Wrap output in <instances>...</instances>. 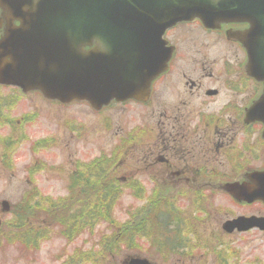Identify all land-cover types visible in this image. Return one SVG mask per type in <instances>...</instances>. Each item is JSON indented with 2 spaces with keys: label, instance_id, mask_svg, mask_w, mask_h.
<instances>
[{
  "label": "rangeland",
  "instance_id": "374dc122",
  "mask_svg": "<svg viewBox=\"0 0 264 264\" xmlns=\"http://www.w3.org/2000/svg\"><path fill=\"white\" fill-rule=\"evenodd\" d=\"M166 36L176 48L171 75L183 82L175 96L166 87L177 105L186 99L199 106L208 98L198 88L191 95L182 85L183 74L193 80L207 75L205 87L220 88L217 96L208 99L206 115L228 116L229 110L223 114L221 111L229 100L242 105L248 97L262 94L261 83L257 84V92L249 90L253 81L246 78V67L238 69V63L246 60L238 41L227 40L218 30L203 29L199 21L171 29ZM226 61L230 62V71L225 69ZM228 75L236 81L244 75L246 93L239 94L223 85ZM155 110V106L147 108L132 102L98 113L86 102L65 105L39 92L23 93L18 88L0 86V220L5 223L0 228V264H128L134 256L148 259L151 264H264L263 232L223 231L224 222L232 217L264 216V203L240 205L217 188L199 200L194 196L180 198L182 211L176 213L172 201L160 200L151 192L140 172L143 167L138 157H127L128 162L114 170L118 162L125 160L121 156L125 145L147 138V130L159 122ZM245 129L239 132L234 147L216 155L218 162L211 160L214 154L207 153L204 145L194 148V157H210L203 158L210 162L205 165L225 175L220 182L242 183L248 181L250 169L264 171L262 124ZM233 157L237 158L234 162ZM250 159L252 166L248 164ZM96 162L101 164L97 173L92 166ZM80 173H86L89 179L83 177L74 186ZM98 173L107 174L101 190L106 187L114 192L110 207L104 210L97 207L98 201L88 202L93 193L89 192V198L83 193L96 186L91 182L95 183ZM131 175L141 178L147 189L137 190L136 180L124 183L122 176ZM27 194L29 204L20 206ZM3 201L10 204L5 211ZM82 209L86 211L81 214ZM132 213L134 222L128 223ZM85 214L89 220L82 223ZM62 217L72 219L71 223L79 218L80 223L73 228ZM188 233L193 240H187ZM177 235L185 239V246H190L186 252L177 251L181 255L167 251L177 245V238L181 239Z\"/></svg>",
  "mask_w": 264,
  "mask_h": 264
},
{
  "label": "water",
  "instance_id": "95a60500",
  "mask_svg": "<svg viewBox=\"0 0 264 264\" xmlns=\"http://www.w3.org/2000/svg\"><path fill=\"white\" fill-rule=\"evenodd\" d=\"M1 5L7 27L0 40V84L24 92L38 90L62 103L86 100L96 109L112 100L143 99L167 68L171 49L165 31L197 18L208 28L249 23L245 34L232 36L247 50L249 75L264 82V0H1ZM247 121L264 124V92ZM248 177L252 184L239 186V196L264 201V172ZM255 226L264 229V218L240 217L225 228Z\"/></svg>",
  "mask_w": 264,
  "mask_h": 264
},
{
  "label": "flooded vegetation",
  "instance_id": "af4514ba",
  "mask_svg": "<svg viewBox=\"0 0 264 264\" xmlns=\"http://www.w3.org/2000/svg\"><path fill=\"white\" fill-rule=\"evenodd\" d=\"M247 28L248 26L246 24H229L221 26L218 32L224 34L227 40L236 42L229 37L234 34V32L242 31ZM3 30V28H0V36H2ZM175 53L176 48L174 46L173 56ZM174 58L175 57H173V59ZM172 61L170 62L168 71L161 74L153 82L149 97L146 100L141 102L128 101L121 104V106H124L135 102L147 108L155 106V111L160 115L159 122L155 125L154 129L147 130V138H144L139 143L130 144L124 155V157H140L139 164L143 167V170L140 172L146 178H150L151 176L154 177V182L149 180V189L154 195L158 196L160 200H164V198H171L173 200H178L180 198L186 199L190 196H194L195 193L201 196L207 192H213L217 190V188L221 189V182L219 179L224 178L225 175H218L216 174V169L208 168V165H205L210 162H208V160H203V158L208 159L210 157H194V148L197 145H204L207 153L214 154L211 160L213 162H218L216 160V155L219 156L224 149L227 150L232 146L234 147L239 132L245 129L247 125L250 127L252 126L253 123L248 124V122H246V112L257 99L255 96H253V98L248 97L242 105L237 100H229L226 103V107L221 111V114H223V112L225 113V111L229 110L228 116L214 114L206 115L205 111L208 99L217 96L220 92V88L205 87L203 80L207 75L198 76L199 78L193 80L183 74L185 83L182 85L184 88L186 86L191 95H193L194 90L198 88L203 89L204 96L208 98L204 100L203 103L201 102L199 106L186 102V99L180 101L177 105L175 99H172L170 95L168 96L166 90V87H168V91L170 92L171 88L173 96H175L174 94H177L178 87L181 86L180 82H182V80L179 81V79L177 80L171 75L173 70ZM226 64L227 65H224L225 69L230 71V62L226 61ZM243 67V62L238 63V69ZM167 77H169L170 80ZM163 78L166 80H162ZM246 78L253 81V87L249 90L257 92V84L259 82L249 77L247 74ZM244 81V75L239 81L232 79L231 76L228 75L222 82L228 89L243 94L246 93L243 91L242 86ZM179 91H181V89L178 90V93ZM188 108L189 110H186ZM184 109L186 111H184ZM194 114L197 115L194 116ZM206 116H208V121L205 123ZM195 117L197 119L196 122H194ZM252 158L253 157H251V159ZM251 159L248 164L252 166ZM235 160H237V158L233 157V162ZM208 169L212 171L209 172ZM250 170H254V168ZM131 177L132 179H130ZM137 178V176L131 175L125 177L124 180L128 185L130 183L132 184V181ZM197 181L202 183L194 185ZM135 186L136 185L133 184V187ZM137 188L140 190L147 189L146 185L142 186L139 184Z\"/></svg>",
  "mask_w": 264,
  "mask_h": 264
},
{
  "label": "trees",
  "instance_id": "16d2710c",
  "mask_svg": "<svg viewBox=\"0 0 264 264\" xmlns=\"http://www.w3.org/2000/svg\"><path fill=\"white\" fill-rule=\"evenodd\" d=\"M119 161V160H118ZM100 162V161H99ZM99 162H96V163H93L92 164V166L94 167L93 169H94V171L97 173V171H99L98 170V167L99 166H101V164H99ZM93 169H90V170H93ZM106 175L107 174H105V173H103V174H100V173H98L97 174V180H95V183L94 182H91L95 187H92V190H89V191H85V192H83V193H86L87 195H86V198H89V195H90V193L89 192H91V193H93V196L90 198L91 200H89L88 202L89 203H91V204H93V202H96V201H98V203H97V207L99 208H103V210L104 209H106V208H109L110 206H108V204L111 202V198H112V195H111V192H113V191H111V189L109 188V189H107L106 187L104 188V190H101V189H103V187H104V185H103V181L104 180H106ZM89 175H87L86 173L84 174V173H80V174H78L77 175V177L75 178V180H74V186H76L77 184H78V181L80 180V179H82L83 177L85 178V180L87 181V179H89V178H87ZM95 176V175H94ZM74 178V177H73ZM87 184V183H86ZM92 186V185H91ZM99 186V187H98ZM88 188V187H87ZM114 193V192H113ZM25 206V205H24ZM55 209L56 208H58V206L57 207H54ZM103 210H102V212H103ZM53 211V210H52ZM81 211H83V212H80L81 214L82 213H85V211H86V209H82ZM81 216H83V215H81ZM21 217V216H20ZM19 217V218H20ZM74 216H72V219H74L73 218ZM65 221H68L69 223H70V226H72L73 228L74 227H76V224H79L80 223V221L79 222H76V221H74V223H71L72 221V219L71 220H68L67 218H65V217H62ZM84 218H85V220H83V221H81L82 223L83 222H86L87 220H89V217H88V214H85L84 215ZM79 219V218H78ZM77 227H78V225H77ZM76 227V228H77ZM66 236H67V234H66ZM72 236V235H71ZM70 236V237H71ZM179 238H181V236H179V235H177ZM67 237H69V236H67ZM69 237V238H70ZM176 241H179V239L177 238V240ZM25 243H26V241H24ZM181 244V243H180ZM179 244V245H180Z\"/></svg>",
  "mask_w": 264,
  "mask_h": 264
},
{
  "label": "clouds",
  "instance_id": "9594fccd",
  "mask_svg": "<svg viewBox=\"0 0 264 264\" xmlns=\"http://www.w3.org/2000/svg\"><path fill=\"white\" fill-rule=\"evenodd\" d=\"M0 10H2L3 13H4V9L0 8ZM25 11H28V9H25ZM5 63H6V64H7V63H11V58H8V59L5 61Z\"/></svg>",
  "mask_w": 264,
  "mask_h": 264
},
{
  "label": "bare ground",
  "instance_id": "6f19581e",
  "mask_svg": "<svg viewBox=\"0 0 264 264\" xmlns=\"http://www.w3.org/2000/svg\"><path fill=\"white\" fill-rule=\"evenodd\" d=\"M243 34H245V33H243Z\"/></svg>",
  "mask_w": 264,
  "mask_h": 264
}]
</instances>
